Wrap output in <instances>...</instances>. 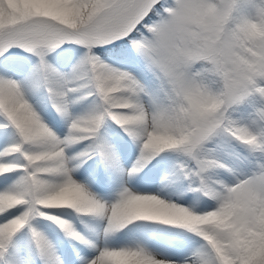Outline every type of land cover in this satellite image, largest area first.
<instances>
[{"label": "snow or ice", "instance_id": "obj_1", "mask_svg": "<svg viewBox=\"0 0 264 264\" xmlns=\"http://www.w3.org/2000/svg\"><path fill=\"white\" fill-rule=\"evenodd\" d=\"M25 84L46 91L63 136ZM89 98L92 110L73 115ZM107 121L136 145L123 168V138L100 135ZM0 129L13 137L0 147L11 181L0 187V264H23L25 230L41 264H264V0H0ZM95 157L118 173L111 200L74 176ZM156 164L171 195L151 182ZM72 212L103 221L105 241L167 230L198 242L174 256L134 236L101 246ZM43 222L75 242L70 259Z\"/></svg>", "mask_w": 264, "mask_h": 264}, {"label": "rangeland", "instance_id": "obj_2", "mask_svg": "<svg viewBox=\"0 0 264 264\" xmlns=\"http://www.w3.org/2000/svg\"><path fill=\"white\" fill-rule=\"evenodd\" d=\"M34 61H28L26 63L25 72L31 68L32 63ZM61 71H68L71 67L70 64H62L56 61H52ZM131 70V67L130 69ZM15 79L20 80L21 82L24 81V74L22 73L19 76L14 77ZM24 90L26 92V98L33 104L34 108L40 113V115L45 119L46 123H48L49 127H52L53 130L58 134L63 136L64 132L66 131V121L55 114L54 110L51 107L50 101L48 99V95L43 88L38 90H31L25 84ZM94 107V103L92 98L85 99L82 101H77L72 106V113L73 115H80L85 114L92 110ZM55 116V120L53 121L52 117ZM0 131H4L0 129ZM100 135L102 138L112 142L114 139L118 137H122L121 141V153H118L120 156L119 159V166L123 168L125 163L128 159H135L134 153L136 152V145L132 143V141L125 136V134L117 128L115 124L111 121H107L102 129L100 130ZM12 135L9 133V136L0 138V147L5 146L7 143L12 142ZM84 145H76L72 149H70V154L72 152L81 151L83 150ZM161 168V164H156L154 167L151 168L150 172L148 173L149 177L151 178L152 184H154L155 189L157 191L162 190L166 196L171 195L174 189L171 185L162 184V179L164 176V171L158 172L157 170ZM12 175V174H9ZM103 175V182H100L101 189L98 188L99 184V177ZM74 176L88 185V187L95 192L98 196L102 197L106 200H111V194L118 188L119 186V179L118 173L114 172L113 170L106 169L105 165H103L98 157L93 158L92 160L87 161L85 164H82L80 168L76 170ZM113 177H115V182L113 181ZM0 181H4L3 177H0ZM11 181H4L3 184H0V187L5 186V184L10 183ZM149 185L143 181L138 182L136 188L143 190ZM187 195V193H185ZM175 199V196L172 197ZM69 211V210H65ZM74 216V222L70 221L73 226L80 231L86 238L91 239V236L96 235L97 233L100 234V241L98 242L101 246H104L107 243L108 246H119L121 243L126 242L129 238L134 236L137 240L145 243V245L155 253H162L167 254L170 256L174 255H182L186 254L187 251L197 243V238L191 234L185 232H170L167 230H158L154 232H146V231H137L134 234H129L128 237H113L110 238L108 241H105L102 234L103 229V221L93 218L90 216H81L77 215L72 212ZM34 226L39 230L42 231L43 227L48 232L51 231L50 224L48 222L37 223ZM55 226V225H54ZM56 228V226H55ZM57 236L52 235L49 233L47 237L51 240L52 244L55 242H59L62 245L69 243L70 247L67 248V256L66 260L70 259L73 252L71 251V247L75 244L74 241H69L67 237L62 236V232L57 229ZM45 235V233L42 231ZM19 245H26L29 241V237L26 231L21 232L18 235ZM23 253H20L22 258L23 264H28L33 251L28 249L29 251L26 252L27 248H22ZM35 250V249H34Z\"/></svg>", "mask_w": 264, "mask_h": 264}, {"label": "clouds", "instance_id": "obj_3", "mask_svg": "<svg viewBox=\"0 0 264 264\" xmlns=\"http://www.w3.org/2000/svg\"><path fill=\"white\" fill-rule=\"evenodd\" d=\"M191 223H196V221H190Z\"/></svg>", "mask_w": 264, "mask_h": 264}]
</instances>
